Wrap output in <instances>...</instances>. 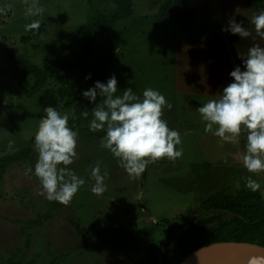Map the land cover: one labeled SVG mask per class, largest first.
<instances>
[{
	"label": "rangeland",
	"instance_id": "1",
	"mask_svg": "<svg viewBox=\"0 0 264 264\" xmlns=\"http://www.w3.org/2000/svg\"><path fill=\"white\" fill-rule=\"evenodd\" d=\"M186 1L200 12L193 22L200 30L187 32L183 27L186 23L159 21L164 0H131L134 13L116 22L107 34L118 43L108 76L117 77V95H122L125 88H132L138 96L146 88L159 90L171 104V108L164 109L163 118L170 128L181 133L182 157L175 161L161 158L149 164L141 178L129 180L100 137L91 139L74 128L78 132L79 158L68 167L86 183L70 204L47 200L34 173L27 175V164H15L0 177L1 258L13 257L24 264H129L144 260L151 249L158 252L166 239L169 245L175 244L176 236L185 228L180 221L182 215L218 192L231 195L246 188L249 174L240 163L246 134H241L238 145L198 133L185 137L180 123H176L181 115L174 114L173 93L178 98L189 87L210 90V84L221 76L218 68L222 61L211 63L206 56L217 52L228 57L233 53L231 57L238 65V53L246 54L257 43L264 47V40L255 36L251 24L247 25L253 37L242 38L245 44L227 32L223 42L218 35L205 32L216 34L219 19L221 28L232 18L245 22L235 17L254 14L244 1ZM260 1L264 5V0ZM33 4L43 9L41 15H26ZM115 7L111 0H0V158L21 149L37 134L48 108L43 98L45 90L64 86L74 89L81 70L95 65L104 55L103 43L95 36L91 53L80 70L60 69L80 58L87 23L97 15L112 13ZM35 19L42 20L41 28L26 30ZM212 42L216 44L211 46ZM193 55L198 57L194 62L185 61ZM200 55L206 57L205 61ZM14 57L42 70L55 66L57 72L48 79L46 88L33 93L32 76L23 74L22 67L12 61ZM185 63L189 67L183 73ZM226 78L229 82V76ZM57 111L69 114V121L74 117V110L62 105ZM82 128L89 130V124ZM34 152L36 167L39 157ZM97 164L102 174L107 173L102 196L90 190L94 183L90 172ZM252 178L261 184L259 192L264 196V173ZM44 215H50L51 220L35 224Z\"/></svg>",
	"mask_w": 264,
	"mask_h": 264
},
{
	"label": "clouds",
	"instance_id": "2",
	"mask_svg": "<svg viewBox=\"0 0 264 264\" xmlns=\"http://www.w3.org/2000/svg\"><path fill=\"white\" fill-rule=\"evenodd\" d=\"M42 11L33 4L26 15L35 17ZM41 21L33 20L26 30H39ZM247 21L254 26L255 36L264 40V10ZM242 23L229 19L221 31L238 35L240 39L252 36ZM238 59L240 64L229 72L230 82L219 91L218 98L209 99L196 110L204 122V132L224 143L238 145L241 134H246L244 150L240 154V163L249 174L244 186L257 192L262 186L252 177L264 173V47L254 44L246 54L238 53ZM88 79H91L90 74L85 77ZM117 85V77L113 74L106 82L95 81L81 95L89 104L95 105L89 131L104 132L101 137L103 147L118 161L129 180H137L149 164L161 158L175 161L182 157L181 133L170 128L163 118L164 109L171 108V104L159 90L146 88L142 96H138L132 88H125L122 95H117ZM98 98H102V102L98 103ZM83 115L88 117L87 112ZM69 119V114L47 108L35 136L39 159L34 177L47 200L65 206L86 183L68 167L79 158L76 150L78 132L69 127ZM27 175H33L32 169ZM90 175L94 178L91 192L102 196L106 191L107 173L102 174L97 164Z\"/></svg>",
	"mask_w": 264,
	"mask_h": 264
},
{
	"label": "trees",
	"instance_id": "3",
	"mask_svg": "<svg viewBox=\"0 0 264 264\" xmlns=\"http://www.w3.org/2000/svg\"><path fill=\"white\" fill-rule=\"evenodd\" d=\"M111 1H114L116 5L112 13L97 15L87 23L86 40L80 58L74 63L60 66V69L62 71L80 70L91 53V44L95 36L103 43L104 55L98 58L95 65L81 70L82 74L74 89L66 86L58 89H47L43 95L48 108L57 111L62 105L66 109H73L74 117L69 121V127L80 129L82 135L91 139L101 138L104 135L102 133H89V130L82 128L89 124L92 119V109L95 105L89 104L82 97L81 92L91 87L95 81L106 82L118 48V43L110 40L107 34L113 29L116 22L130 17L134 13L131 0ZM244 2L257 11L264 10V5L260 0H244ZM197 15V11L190 8L186 0H164L159 21L167 20L173 23L191 24L196 20ZM11 59L22 67L23 74L32 76L34 80L33 93L46 88L48 79L57 72L55 66L42 70L21 58L14 57ZM89 74L91 79L85 80ZM100 100L101 98H98V103ZM84 112L88 113L87 118L83 115ZM35 136L26 142L21 149L0 158V177L9 167L19 163L27 164L34 173ZM49 220H51V216L44 215L42 221H37L35 224L40 225ZM180 221L185 223V228L176 236L174 245H169L166 239L162 242L163 245L158 252L151 249L146 259H139L129 264H180L192 252L215 244L242 243L264 250V196L259 191L252 192L243 188L231 195L223 191L218 192L202 201L197 208L182 215ZM171 234L172 231L169 230L168 235ZM56 263L52 261L48 264ZM0 264L24 263L16 261L13 257H0Z\"/></svg>",
	"mask_w": 264,
	"mask_h": 264
},
{
	"label": "crops",
	"instance_id": "4",
	"mask_svg": "<svg viewBox=\"0 0 264 264\" xmlns=\"http://www.w3.org/2000/svg\"><path fill=\"white\" fill-rule=\"evenodd\" d=\"M244 1V0H241ZM187 5L189 6L188 2L186 1ZM245 4V3H244ZM246 5V4H245ZM250 10H252L255 13H257L258 11L254 8L249 7L248 5H246ZM190 7V6H189ZM245 7V9L247 8ZM192 8V7H190ZM194 9V8H192ZM245 9L243 10V12H245ZM196 10V9H195ZM198 13V18L200 15V12L198 10H196ZM236 18L239 19H246L244 20L245 22H243L242 26L244 27H248V21L247 18H251V15L246 16L245 14H237L235 16ZM241 17V18H240ZM197 18V19H198ZM220 27L219 31H216V34L214 31L211 30H206L205 32L207 34H212V35H218L220 38V42H223L225 40V34L223 31H221V21L220 19L217 20ZM182 24V23H179ZM192 24V25H191ZM191 24H187L185 26H183L187 32H195L197 30H200L199 26H195V24L193 25V23ZM182 27V26H181ZM182 27V28H183ZM178 28H180V26H178ZM188 29V30H187ZM178 30H182V29H177ZM252 29L249 28V31H251ZM255 31V30H254ZM203 32V31H202ZM237 39H240L238 35L235 36ZM253 37V35H252ZM241 40V39H240ZM243 42V40H241ZM201 42V40H200ZM210 41H202L203 43H208ZM234 42H237L236 39H234ZM249 43V41H247ZM245 44V42H243ZM211 46H214L216 44V42H212L209 43ZM250 44V43H249ZM203 46V45H202ZM201 47V46H200ZM204 49H207L206 47H204ZM236 46H235V50H236ZM200 51H205L202 50V48L200 49ZM233 53H231L232 55ZM228 57H226V55H223L217 52H213L210 56H206L209 57V62H217L218 61H222L220 63V69L221 70V76L217 79V82H214L211 85V89L206 91V90H202V89H190L188 88V90H185V93H180L179 97L177 98L176 93L174 94V104L173 107L175 108L174 110V114H178V112L180 113L181 117H177L178 121H176L177 124H179V126H181L180 130L182 131V134L185 137H189L190 135H194V134H199L202 135L204 138H209V139H215L216 137L212 136L211 134L205 133L204 132V122L201 120L200 118V114L198 113V111L196 110L198 107H200L202 104L206 103L209 99H215L218 98L219 95V91L222 90V88L224 86H226L229 82L227 81V76L229 74L230 71L233 70L234 66H236L235 64V60L231 57L230 53H228ZM200 57L205 61L206 57H203V55H200ZM198 57H195L194 55L191 57H188L185 59L186 62H190L192 60V62H194L195 59H197ZM240 62V60H239ZM219 64V63H218ZM240 64V63H239ZM238 64V65H239ZM186 68L182 69V72H188V67L189 65H187V63H185ZM190 79H193V77H189ZM180 118V119H179ZM243 134V133H242ZM241 140V139H240ZM243 141V140H242ZM207 167L210 165H206ZM204 170L206 169L205 167L203 168ZM202 169V170H203Z\"/></svg>",
	"mask_w": 264,
	"mask_h": 264
},
{
	"label": "water",
	"instance_id": "5",
	"mask_svg": "<svg viewBox=\"0 0 264 264\" xmlns=\"http://www.w3.org/2000/svg\"><path fill=\"white\" fill-rule=\"evenodd\" d=\"M264 250L242 243L215 244L188 255L180 264H264Z\"/></svg>",
	"mask_w": 264,
	"mask_h": 264
},
{
	"label": "bare ground",
	"instance_id": "6",
	"mask_svg": "<svg viewBox=\"0 0 264 264\" xmlns=\"http://www.w3.org/2000/svg\"><path fill=\"white\" fill-rule=\"evenodd\" d=\"M251 264H256V263H251Z\"/></svg>",
	"mask_w": 264,
	"mask_h": 264
}]
</instances>
